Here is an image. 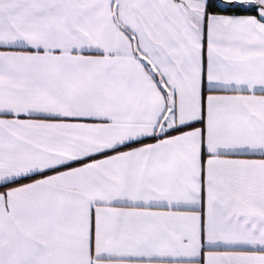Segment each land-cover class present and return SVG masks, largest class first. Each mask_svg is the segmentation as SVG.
<instances>
[{
	"label": "snow or ice",
	"instance_id": "snow-or-ice-1",
	"mask_svg": "<svg viewBox=\"0 0 264 264\" xmlns=\"http://www.w3.org/2000/svg\"><path fill=\"white\" fill-rule=\"evenodd\" d=\"M0 264H264V0H0Z\"/></svg>",
	"mask_w": 264,
	"mask_h": 264
}]
</instances>
